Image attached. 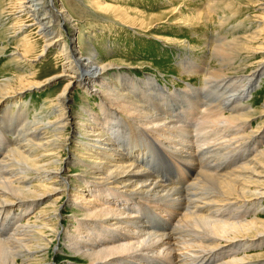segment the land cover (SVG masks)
Wrapping results in <instances>:
<instances>
[{
    "label": "bare ground",
    "instance_id": "1",
    "mask_svg": "<svg viewBox=\"0 0 264 264\" xmlns=\"http://www.w3.org/2000/svg\"><path fill=\"white\" fill-rule=\"evenodd\" d=\"M15 2L17 9L10 11L13 24L9 35L11 40L20 41L23 51L13 52L12 62L36 64L55 51L61 71L45 82L32 75L17 78L20 88L15 92L7 90V84L0 85V264H48L47 252L57 237L63 241L60 249L74 258L78 256L84 264H264V252L249 254L253 249H264V139L256 141L264 133V104L257 115L247 104L250 92L261 89L264 81V0L255 3L256 12H261L257 21L251 22L249 15L248 22L253 26L256 23L255 27H247L246 21L231 25L238 11L229 16L218 14L217 2H227L229 8L234 5L232 1L209 0L205 10L217 14L223 28L229 27L225 33L233 34L243 27L245 36L229 41L216 34L215 43L208 45L216 68L204 62L191 63V69L196 70L190 71L205 74L202 77L210 98L199 101L197 93L203 89L188 83L186 88L197 96L187 100L188 90L175 89L180 103L166 99L174 94L151 76L133 79L116 63H103L91 43L94 37H86L63 1ZM77 3L84 8L83 1ZM88 4L87 11L94 5L105 14L118 13L116 19L123 26L130 22L127 9L98 0H88ZM200 11L193 21H211L210 14ZM130 12L137 15L136 9ZM137 24L150 29L144 20ZM78 31L79 42L73 38ZM33 35L43 45L40 53L30 58L38 47ZM114 67L119 69H111ZM57 79H64L65 85L56 104L48 115L36 114L31 121L22 95ZM145 81L152 89L143 86ZM74 89L97 99L96 105L85 100L76 119L68 111ZM150 90L157 94L147 93ZM167 102L176 106L181 116L184 114L183 122L200 115L193 126L197 143H192L188 151L196 153V146L200 147L198 155L211 166L199 174L194 187L184 190L167 186L148 171L153 159L147 160L146 141L173 150V157H182L178 154L183 155L182 147L190 143L185 139L193 137L191 128L175 134L177 127L164 114ZM202 112L205 120H201ZM256 119L260 122L253 128L250 123ZM68 125L72 132L63 140ZM67 145L70 150L77 146L87 155H70L67 165L82 166L74 181H69L59 157V151H65ZM249 152L252 155L245 162L220 171L224 160L247 157ZM208 154H214V158ZM59 193L68 198L72 215L60 211L59 200L42 207ZM148 204H153L150 208L155 211L171 205L186 208L188 213L182 220L178 218L177 227L165 230L169 233L155 234L136 211ZM25 218L28 220L20 224Z\"/></svg>",
    "mask_w": 264,
    "mask_h": 264
},
{
    "label": "rangeland",
    "instance_id": "2",
    "mask_svg": "<svg viewBox=\"0 0 264 264\" xmlns=\"http://www.w3.org/2000/svg\"><path fill=\"white\" fill-rule=\"evenodd\" d=\"M60 1H63L65 7L69 10V12L74 15L77 21H79L80 24H78V26L82 28L81 30H83V33L86 35V37H94L91 43L93 44V47L98 50L97 54L99 55L100 60L103 63H116L121 69V71H127L131 73L133 79L144 80L147 77L146 75L151 76L152 78L157 80V82H159L163 87H167L168 92L170 94H174V96H167L166 99L176 100L179 103V98L181 97H179L174 92L175 89L188 90L186 98L187 100H190L197 96L196 93L190 92L188 87L186 88V84L188 83L196 87L197 89H203V91L197 93L200 96L199 101L202 100L204 102L205 100H208L210 98V96L207 94L209 93V89H206L207 84L205 83V80L202 77L205 74L201 76L199 74V70H197V74L199 75H197L196 73H191L192 71L196 70L191 69V63H197L200 65V63L204 62L206 65H212L213 68H216L215 65L217 62H212L210 57V53H212L213 50L208 46L209 44L213 45V43H215V40L217 38L216 34L219 33V35L221 36H226L227 39L229 38V41L237 38L238 36H245V32H243V27H239L238 29L236 28L234 30L233 34L236 36H234L231 32L225 33V31L229 27L224 26L223 28L220 24H218V15H213L205 10L208 8L209 0H98V2H101L102 4H108L110 6L113 5V7H121V10H129L131 18L128 20L130 21V25L126 23L127 26L121 25V23H119V21L116 19V15L118 13L116 15L114 13L108 15L100 9H97V6L94 7V5L91 6L90 11H87L86 8H89L88 0ZM80 1H83L85 3L83 9L76 6L78 4L77 2ZM230 1H232L234 5L233 7L229 8L226 7L227 2H223L221 4L220 2H217L219 10L221 9L223 11L221 13L218 10V14L220 16L223 13L229 16L232 12L238 11L239 16L233 19L234 21L231 20V22H229L231 23V25L233 24V26H235L238 23H241L240 21H246L244 23L245 25H248L247 27H255L257 25L255 23V26H253L252 24H249L250 22H248L249 19H251V22L257 21V15H261V12H256L255 10V3L257 0H240V2L229 0V2ZM14 6H17L15 0H0V85L5 86L7 84L5 88L10 92H15L17 91V89L20 88V82L16 80L17 78H27L31 77L32 75V78L36 76L38 77V79H40L39 81L42 80L41 82H45L46 80H49L52 76L58 74L61 71L60 60H57V58H55L57 57V52L55 51L49 53L48 56L44 57L43 61L38 62L36 64L27 62H19L16 64L13 63L14 61L12 62V56H14L13 52L16 51L17 53L23 51V48H21L19 43L20 41L17 42L16 40H11L9 35V30L13 24V21H11L10 14L12 10L17 9V7ZM101 8L103 7L101 6ZM232 8L235 11H233ZM130 9H136L137 15H135L133 12H130ZM94 11H96L97 14H94ZM198 11L204 13L205 15L210 14L212 16L211 21L207 19L205 22L193 21L196 18L195 14ZM141 19L144 20V22H147V24H149V28L151 30H148V28H146L145 26L141 27L139 24H137L142 21ZM24 23L29 22L27 19H24ZM188 25L189 28L187 27ZM190 25H192L193 28H191L192 26ZM64 26L67 27L68 25L65 24ZM244 31L246 30L244 29ZM63 32L66 36L68 35L67 30H64ZM79 34L80 33L78 31L76 36L73 37L75 41L78 40L79 42ZM84 38L85 37H83V39ZM32 40L37 41L38 47L32 53V55H30V58H33L35 57V55L39 54L42 50L43 45V41L35 35L32 36ZM105 44L106 46L104 47ZM206 44L209 49H206ZM94 45H96L98 48ZM108 47H111V49H109ZM194 47L196 48L194 49ZM216 47L217 46H212V48ZM202 58L203 60H201ZM119 68L114 67L111 69ZM145 84L146 85L143 86H145L146 88H151L150 83L149 85H147L148 83L147 81H145ZM64 85V79H57L52 81V83L49 85L43 86L37 90L28 91L22 95V100L28 105L27 112L31 121L33 119V116L36 114H42L43 116L48 115L50 108L54 106V104H56L57 95H59L60 91L63 90ZM253 90L250 92V96L248 95V99L250 101L247 104L252 108L251 111L255 112V115H257L262 111L261 110L259 112L258 110L263 109L262 107L264 104V81L262 83L261 89H255L254 91ZM151 92H153V90H150V92L147 93ZM70 99L71 101H68V111L74 114L75 119L77 115L79 116V114L82 113L81 104L85 102V100L91 103V105H94L97 102V99L95 97L86 96V93H83L82 89L72 90L70 94ZM185 101L186 100H183V104ZM141 104L143 105L142 102ZM167 104L168 107L165 108L164 114H166L169 120L173 121L175 127H177V130L175 129V134L180 133L182 128V133L186 132L184 128H191V130L193 131V137L185 139L190 143L189 145L184 144V147H182V149L184 148L185 151L183 155L178 154L183 158L179 156L173 157L174 155L172 152L174 151H169L168 148H164L163 146H161V144L155 143L154 141H146L147 146L144 150L148 152V156H146L148 157L147 160L153 159L151 166H147H150L148 168V171H150L152 175H155V177L160 179L162 183L166 184L169 187H175L184 190L187 188L194 187L193 185L195 183L197 184L199 174L204 173L211 166H207L206 162H204L201 156L198 155V153L202 152L200 149H198L200 147L196 146V153L191 150L188 151V149H191L190 146L192 143H197L193 126L196 122H198V118L200 115H194L191 120H184L183 122L182 120L184 119V114L181 116L180 111L176 112L175 110L177 107L174 106L171 102H167ZM143 106L146 107L145 105ZM181 106L182 105L180 104L179 107ZM94 107L98 109V106ZM230 107L231 106H229V108ZM201 110L203 111L204 108H201ZM169 112H172L173 114L171 113V115ZM97 113H100V111H97ZM159 114L163 116L161 113ZM175 116H177L176 119ZM201 120H205L203 112ZM75 121L77 122V120ZM259 122L260 119L252 121L250 123L251 127L257 128ZM182 123H184L185 125ZM71 132L72 127L71 125H68L67 131L64 133L63 140H66L69 134H71ZM149 134L152 135V133ZM209 137L210 135L208 133V139ZM260 138L264 139V133H262L261 136L259 135L256 141H261ZM1 146L2 148H5L4 143ZM203 146L206 147L207 144ZM76 148L78 147L76 146L74 149L70 150L69 145H67L65 151H59V157L62 161H64L62 162L63 168L65 171L67 170L66 175L69 181H74V179L77 178V175H79L82 171L81 165L77 167L72 164L67 165L70 161V155L74 154L75 157L79 156V158H85V156H87L86 153ZM251 155L252 153L249 152L247 157L241 158L240 156H238L234 159L224 160L223 162H221L222 167L220 171H224L226 167H228V170L234 169L240 163L245 162L248 157H251ZM207 156L214 158V154H208ZM193 161H195V163ZM200 162L201 166L199 164ZM213 169H215V167H213ZM209 171L212 172L211 170ZM54 200H59L58 204L60 206L59 208H61L60 211L64 213L65 216L73 214V209L67 206L68 198L64 197L62 193L50 197L49 201L46 202L42 207L50 205L49 203H52ZM152 206L153 204L141 205L136 211L137 213L139 212L138 218H140L141 222L146 224L148 228L155 234H163V232L169 233V231L165 232V230L169 229L170 227H177L176 221H178V218L180 217L179 219L182 220V218L186 217L188 213V210L186 208L185 210L171 205H165L162 207V210L157 209V211L152 210L150 208ZM219 217L220 216H218V218ZM27 220L28 218H25V220L20 222V224H24ZM68 220H70L69 217ZM174 222L175 224H172ZM7 228L9 229V226H7ZM60 245H63V241L59 237H57L55 241L51 242L49 246V251L47 252V257L45 259L49 261L48 264H79L78 261L80 262V264H84V261L80 260L78 256L74 258L71 253L68 252L66 249H60ZM262 252H264V249H253L249 254L256 255Z\"/></svg>",
    "mask_w": 264,
    "mask_h": 264
}]
</instances>
